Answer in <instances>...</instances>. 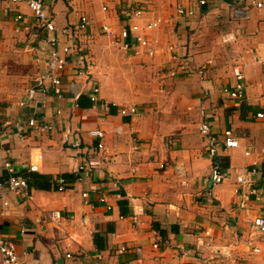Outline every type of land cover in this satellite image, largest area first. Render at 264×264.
Segmentation results:
<instances>
[{"label":"crops","instance_id":"crops-1","mask_svg":"<svg viewBox=\"0 0 264 264\" xmlns=\"http://www.w3.org/2000/svg\"><path fill=\"white\" fill-rule=\"evenodd\" d=\"M250 2L186 0L193 13L182 16L176 0H45L61 44L82 16L89 22L68 57L64 96L38 92L23 105L48 68L49 34L26 0H0V195L16 206L6 214L0 204V233L16 242L20 264H94L100 256L103 264H264V240H254L259 253L246 240L250 219L264 211V182L254 180L263 195L248 203L249 211L236 206V176L255 162L264 172V12L232 15ZM135 4L144 9L141 17L122 14ZM157 17L160 26L141 33L147 46L123 47L119 34L128 21L145 26ZM81 60L88 75L78 77ZM90 81L100 87L97 102ZM238 82L246 95L230 98L224 88ZM81 95L87 106L79 105ZM128 105L136 112L122 114ZM33 116L53 127L33 129L27 125ZM203 121L220 141L214 156L199 129ZM227 128L238 147L221 141ZM93 129L104 138L92 136ZM7 161L56 184L10 192L3 183ZM216 167L226 178L206 181ZM104 194L112 208L100 201ZM54 210L63 212L61 226L48 218ZM225 246L231 256L220 252Z\"/></svg>","mask_w":264,"mask_h":264},{"label":"built area","instance_id":"built-area-1","mask_svg":"<svg viewBox=\"0 0 264 264\" xmlns=\"http://www.w3.org/2000/svg\"><path fill=\"white\" fill-rule=\"evenodd\" d=\"M15 2H19L20 0H12ZM186 0H176V9L179 15H190L192 14V10L188 9L185 5ZM200 5H209L213 0H197ZM27 4L33 11L37 24L40 28L45 30L49 36L47 38V43L49 46L48 50V68L46 72L41 76L38 82L31 86L28 90L27 99H25L22 104L26 105L28 101L34 99L38 92H48L52 91L56 96L62 97L64 96L66 90L64 87L63 82V73L66 71L68 67V57L74 52L78 51L79 43L78 39L82 32L86 30V27L89 22V18L84 15L81 17L79 22L70 30H66L64 33L65 39L64 43L61 44L62 38L57 30V27L52 19L51 15L49 14L47 7L45 5V0H26ZM253 8H257L264 12V0H251L249 6H235L233 9V17L234 18H241V19H248L251 17ZM144 13V9L141 8L138 4L131 5L122 9V14L125 15L127 18H134V17H141ZM15 20L22 21L24 19V15L21 12L15 14ZM129 27H125L121 30L119 37L122 40V45L124 48L131 47L132 43H136V45L140 46H147L149 44L146 37H144L142 33L143 29H154L160 26L162 23V18L157 17L151 22L147 23L145 26H140L137 23H129L127 22ZM104 31L109 34H114L115 31L111 30L108 26L103 27ZM136 31V34H133ZM133 34V35H132ZM84 60H81L80 65L77 66L75 71L76 76H84L88 75V71L85 69V65H83ZM90 98L93 102L99 101L98 94L100 93V87L98 84L90 81ZM224 92L233 99H243L246 95V86L244 82H238L232 86H226L224 88ZM137 108L134 105L123 106L121 108L122 114H132L135 113ZM60 112V111H59ZM259 117L263 116L262 113L258 114ZM27 125L32 127L33 129H37L40 131L51 129L53 126L48 124L45 121L38 120L35 116L31 117L27 121ZM18 133L20 137L24 138L26 132H24V127L19 126L17 127ZM200 132L209 139V148L211 155H216L218 153V148L220 141L219 139L212 134L211 131V124L207 121H203L200 124ZM92 136H95L99 139H103L105 133L100 129H93L90 131ZM66 140H69V135H66ZM223 144L228 148L238 147L240 145L239 138L235 134L232 128H227L224 130L222 134ZM81 141L79 137L77 140L72 142L74 147H80ZM99 148H103L104 144L102 141L98 144ZM245 153L249 155L251 152L250 150H246ZM34 166V165H33ZM3 169L7 172L8 175V189L10 192H13L17 195H27L29 189L28 180L17 171L16 166L11 162L7 161L3 165ZM83 168V167H81ZM92 168L90 167V170ZM216 172L212 173L211 177H208L206 181H210L211 179L214 183H220L225 178L226 175L224 173H220L218 171V167H216ZM214 170V171H215ZM258 178L262 182H264V172L261 170L259 164L257 162L253 163L247 170V172H241L236 176V196L238 200L236 202V206L238 208H243L247 210L248 203L252 202L253 199H260L262 197L261 190L263 186H258L254 183V180ZM59 189H65V180L61 178L59 180ZM84 196L87 197L88 193H84ZM100 201L107 203L108 208H112V205L108 203V196L106 194L102 195ZM0 200L2 201L1 207L4 213L10 214L14 213L16 206L10 200V197L6 193H2L0 195ZM0 201V202H1ZM264 209V206H263ZM63 212L61 210H54L50 213L48 218L55 222L58 226H61V222L63 220ZM251 224V232L250 236L246 238L248 244L251 245V252L252 253H259L261 252V247L258 244L254 243L258 237L264 240V211L262 213L255 214L250 219ZM66 244L67 247H71L74 242V235L69 233L67 236ZM157 247L158 244H155ZM126 248L123 247L122 251H125ZM230 249L227 246L220 249V252L226 255H230ZM71 257V253L67 254ZM236 258V257H235ZM101 256L98 257V260L94 264H103L99 261ZM0 264H20V258L17 250V244L14 240L6 237L4 234L0 233ZM106 264H114L113 262H107Z\"/></svg>","mask_w":264,"mask_h":264},{"label":"trees","instance_id":"trees-1","mask_svg":"<svg viewBox=\"0 0 264 264\" xmlns=\"http://www.w3.org/2000/svg\"><path fill=\"white\" fill-rule=\"evenodd\" d=\"M87 98L84 97V95H81L78 99V103L80 106H87L84 101ZM27 180L30 186H34L39 189H50L52 187V184H56V180H53V177L47 174L38 173L35 171H29L27 174H22ZM4 184L8 186V175L4 176ZM63 178L66 180V177L63 176Z\"/></svg>","mask_w":264,"mask_h":264},{"label":"rangeland","instance_id":"rangeland-1","mask_svg":"<svg viewBox=\"0 0 264 264\" xmlns=\"http://www.w3.org/2000/svg\"><path fill=\"white\" fill-rule=\"evenodd\" d=\"M199 64H202V63H199ZM202 66V65H201Z\"/></svg>","mask_w":264,"mask_h":264}]
</instances>
